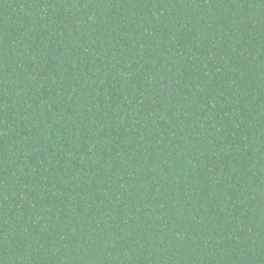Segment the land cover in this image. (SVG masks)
Listing matches in <instances>:
<instances>
[{
	"label": "trees",
	"instance_id": "obj_1",
	"mask_svg": "<svg viewBox=\"0 0 264 264\" xmlns=\"http://www.w3.org/2000/svg\"><path fill=\"white\" fill-rule=\"evenodd\" d=\"M0 264H264V0H0Z\"/></svg>",
	"mask_w": 264,
	"mask_h": 264
}]
</instances>
